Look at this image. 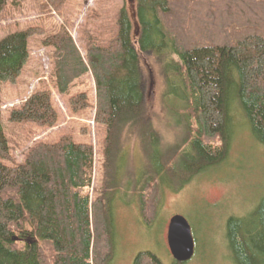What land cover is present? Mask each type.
<instances>
[{
	"label": "trees",
	"instance_id": "16d2710c",
	"mask_svg": "<svg viewBox=\"0 0 264 264\" xmlns=\"http://www.w3.org/2000/svg\"><path fill=\"white\" fill-rule=\"evenodd\" d=\"M24 1L0 0V18H14L13 7L20 11ZM67 2L36 1L49 24L0 40V264H108L114 222L107 194L118 188L114 163L121 151L128 193L149 228L163 187L178 192L197 176L228 168L232 145L245 131L253 146L264 148V0H124L118 11L87 10L85 22L97 26L88 36L79 30L78 41L63 11ZM33 39L49 51L50 70L7 120L26 127L27 139L58 127L53 92L69 95L89 75L94 101L79 93L68 104L72 111L94 109L97 133L104 135L98 151L66 135L34 143L15 164L3 131L1 86L18 83ZM146 60L164 76L163 106L176 130L170 145L144 122ZM132 140L143 157L140 170L128 164L134 157L124 145ZM97 154L104 158L101 189ZM225 238L235 264H264V194L246 216L227 219ZM134 264L161 263L142 252Z\"/></svg>",
	"mask_w": 264,
	"mask_h": 264
},
{
	"label": "rangeland",
	"instance_id": "374dc122",
	"mask_svg": "<svg viewBox=\"0 0 264 264\" xmlns=\"http://www.w3.org/2000/svg\"><path fill=\"white\" fill-rule=\"evenodd\" d=\"M35 1V2H34ZM38 0H25L20 11H15L14 18H0V40L10 33L22 31L27 26L48 25L41 21V14L35 9ZM100 1V3H98ZM124 0H68L63 9L73 25L71 34L78 41V31L83 28L85 35L93 32L97 26L93 21L86 23L87 10L118 11ZM56 23L64 20L53 14ZM28 51L31 60L24 69L16 85L2 84V125L5 137L13 148L15 164L21 163L25 152L36 142L48 144L57 142L63 136H72L79 144H92L96 151L101 137L94 123L95 111L89 107L81 111H72L68 97L85 93L89 103L94 101L93 80L88 75L75 83L69 95H58L53 92L54 108L59 116V126L54 129H37L32 137H26L27 128L14 125L7 120L11 109L18 107L36 89L38 83L46 81L50 70L49 51L30 40ZM143 105H145L144 122L152 124L159 133L162 144L170 145L176 135L171 126L172 116L163 106L164 76L159 66L153 61L144 62ZM148 70L151 71L149 74ZM45 75L38 77V75ZM151 76V77H150ZM146 125V124H144ZM246 131L233 143L230 152V166L212 171L209 175L197 176L180 191L174 192L163 187L158 216L149 228L140 221L137 205L128 193L124 172L126 169L125 152H119L115 159L117 191L108 193V206L112 210L114 225V255L108 264H134L135 257L142 252L153 254L161 264H174L166 243L167 226L175 215L184 217L190 224L195 253L193 258L184 264H235L232 252L226 244L225 225L229 217H244L256 206L264 194V148L253 146ZM147 141V140H146ZM137 140L126 141L124 147L134 158L128 164H137L141 153L137 148ZM147 152L149 148L146 144ZM116 149L112 153H116ZM237 157V158H236ZM143 163V157H141ZM240 160V162L238 161ZM104 158L97 154L96 187L102 188L104 177ZM142 165V164H141ZM112 168V160L107 170ZM136 172V171H135ZM138 171L135 177H139ZM229 172V173H228ZM129 174H132L131 171ZM131 190V188L129 187ZM102 191V190H101ZM103 192V191H102Z\"/></svg>",
	"mask_w": 264,
	"mask_h": 264
},
{
	"label": "water",
	"instance_id": "95a60500",
	"mask_svg": "<svg viewBox=\"0 0 264 264\" xmlns=\"http://www.w3.org/2000/svg\"><path fill=\"white\" fill-rule=\"evenodd\" d=\"M166 243L169 253L177 264L189 262L195 253V243L189 222L180 215L168 222Z\"/></svg>",
	"mask_w": 264,
	"mask_h": 264
},
{
	"label": "bare ground",
	"instance_id": "6f19581e",
	"mask_svg": "<svg viewBox=\"0 0 264 264\" xmlns=\"http://www.w3.org/2000/svg\"><path fill=\"white\" fill-rule=\"evenodd\" d=\"M226 244H227V246H228V242H227V239H226ZM174 261V260H173Z\"/></svg>",
	"mask_w": 264,
	"mask_h": 264
}]
</instances>
